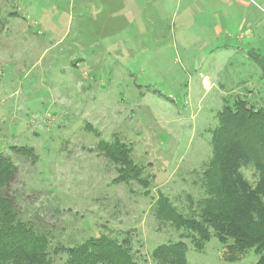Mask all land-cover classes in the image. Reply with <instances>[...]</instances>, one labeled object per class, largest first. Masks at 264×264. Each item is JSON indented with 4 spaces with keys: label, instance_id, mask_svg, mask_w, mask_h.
I'll list each match as a JSON object with an SVG mask.
<instances>
[{
    "label": "rangeland",
    "instance_id": "rangeland-1",
    "mask_svg": "<svg viewBox=\"0 0 264 264\" xmlns=\"http://www.w3.org/2000/svg\"><path fill=\"white\" fill-rule=\"evenodd\" d=\"M251 51L264 55V0H0V154L17 166L8 193L48 232L53 264L102 235L130 239L138 264L178 241L189 264L257 263L253 248L228 260L216 236L196 249L198 235L155 208L164 195L198 218L225 96L262 82L264 105ZM102 142L130 148L146 182L116 180L121 164Z\"/></svg>",
    "mask_w": 264,
    "mask_h": 264
},
{
    "label": "trees",
    "instance_id": "trees-1",
    "mask_svg": "<svg viewBox=\"0 0 264 264\" xmlns=\"http://www.w3.org/2000/svg\"><path fill=\"white\" fill-rule=\"evenodd\" d=\"M250 57L261 68L264 79V55L251 51ZM261 83L253 95L249 89L242 92L241 87L240 93L233 94V90L224 98L212 131V156L201 177L204 195L198 202V218L186 217L164 195L155 205L158 218L198 235L196 249L202 250V242L216 236L226 247L228 260H238L253 248L258 254L256 264H264V105H255ZM102 147L98 148L121 164L116 180L139 177L146 182L130 156V148L117 142H102ZM13 150L35 163L33 150ZM243 168L254 171L255 184L246 178ZM16 169L15 162L0 154V264H53L48 232L22 217L8 193ZM63 250L67 252L65 264H138L127 237H91ZM187 250L183 241L161 244L152 257L156 264H189Z\"/></svg>",
    "mask_w": 264,
    "mask_h": 264
},
{
    "label": "crops",
    "instance_id": "crops-1",
    "mask_svg": "<svg viewBox=\"0 0 264 264\" xmlns=\"http://www.w3.org/2000/svg\"><path fill=\"white\" fill-rule=\"evenodd\" d=\"M105 4L108 6V2H107V1H105ZM135 4H136V3H135ZM242 49H243V48H240L239 51H240V52H243ZM243 53H246V51H244ZM223 56H225V58L228 57V59H229L228 61H230V64H231V59H232L235 55H220V57H223ZM218 57H219V56H218ZM236 72H237V71H236ZM203 84L209 87V86L212 84V82H210V79H208L207 76H205V77L203 78ZM244 84H245V86H246V82H244ZM218 86H220L222 90L225 89L224 84H221L220 81H219V83H218ZM231 89H232V90H235V91L237 90V89H233V88H231Z\"/></svg>",
    "mask_w": 264,
    "mask_h": 264
}]
</instances>
